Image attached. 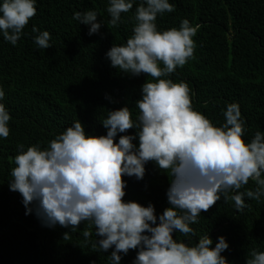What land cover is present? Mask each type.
Here are the masks:
<instances>
[{
  "label": "clouds",
  "instance_id": "obj_1",
  "mask_svg": "<svg viewBox=\"0 0 264 264\" xmlns=\"http://www.w3.org/2000/svg\"><path fill=\"white\" fill-rule=\"evenodd\" d=\"M135 3L108 0L110 24L117 26L122 13ZM36 4L37 0H0V34L6 42L17 44L36 15ZM174 10L170 0H140L132 34L106 53L119 72L150 77L135 101L139 110L135 119L127 104L108 110L101 120L106 135L88 133L77 119L46 146L19 144L14 157L9 187L21 194L26 214L34 211L44 226L58 224L71 233L88 222L83 237L91 241L95 235L94 251L113 249L110 264H121L122 254L129 250H138L133 264H229L222 255L229 248L225 236H219L213 247L212 237L198 236L191 225L221 198L234 201L242 211L245 197L256 201L264 197V132L257 131L246 142V121L238 103L227 105L222 124L214 123L194 108L188 83L170 78L194 57L197 33L188 19L179 27L159 29L158 15ZM73 19L88 25L89 35L98 33L103 23L93 10L77 11ZM32 31L39 48L52 46L49 31L36 26ZM4 98L0 86V138L6 139L12 117ZM133 128L135 133L119 135ZM148 162L170 181L166 191L170 207L159 217L152 203L124 199V177L142 180ZM250 180L255 189L239 191ZM246 264H264V251L253 248Z\"/></svg>",
  "mask_w": 264,
  "mask_h": 264
},
{
  "label": "trees",
  "instance_id": "obj_2",
  "mask_svg": "<svg viewBox=\"0 0 264 264\" xmlns=\"http://www.w3.org/2000/svg\"><path fill=\"white\" fill-rule=\"evenodd\" d=\"M139 2L122 13L120 23L113 27L108 0H37L36 15L16 45L0 34V86L12 117L9 137L0 138V264H110L113 249L94 251L91 241L95 235L91 241L83 237L88 222L74 233L58 224L44 226L34 211L26 214L21 194L10 190L9 181L19 144L46 146L77 119L88 133L106 135L101 120L108 110L125 104L136 118L135 101L150 77L119 72L106 53L113 43H126L132 34ZM170 2L175 10L158 15L159 29L179 27L184 19L197 28L194 57L184 67H177L170 78L188 83L194 108L214 123L222 124L227 105L238 103L246 121V142L257 131L264 132V0ZM89 10L96 11L103 22L92 35L88 25L73 19L75 12ZM33 26L50 32V48L41 49L34 43ZM145 167L142 180L124 177V199L145 206L152 203L159 217L170 207L166 195L170 181L154 162ZM255 186L250 180L239 191ZM244 199L246 207L241 211L234 201L225 203L221 198L191 225L198 236L208 233L213 247L219 236H225L229 248L222 255L229 264H246L253 248L264 251V197L260 201ZM65 233H69L68 239ZM137 251L122 254L121 264H133Z\"/></svg>",
  "mask_w": 264,
  "mask_h": 264
}]
</instances>
